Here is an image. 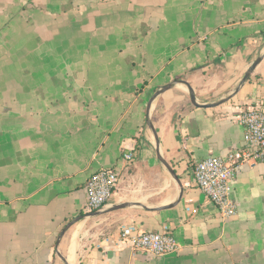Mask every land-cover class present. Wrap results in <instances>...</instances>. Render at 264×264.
Here are the masks:
<instances>
[{
	"label": "crops",
	"instance_id": "obj_1",
	"mask_svg": "<svg viewBox=\"0 0 264 264\" xmlns=\"http://www.w3.org/2000/svg\"><path fill=\"white\" fill-rule=\"evenodd\" d=\"M263 54L264 0H0V264H264V160L239 167L228 219L194 179L243 147L233 116L264 108V57L240 81ZM181 81L199 104L232 97L195 107ZM105 168L120 182L92 216L85 183ZM124 227L178 249L145 256Z\"/></svg>",
	"mask_w": 264,
	"mask_h": 264
},
{
	"label": "built area",
	"instance_id": "obj_2",
	"mask_svg": "<svg viewBox=\"0 0 264 264\" xmlns=\"http://www.w3.org/2000/svg\"><path fill=\"white\" fill-rule=\"evenodd\" d=\"M243 127V147L232 148L223 156H209L194 164L196 187L216 206L223 218L236 213V202L231 198V183L239 167L250 160H264V108L259 103L248 104L233 116ZM126 161L132 152L123 154ZM120 182L116 168H105L91 175L85 183L84 211L101 210L115 194ZM120 244L145 256L155 257L176 252L178 245L170 232L121 229Z\"/></svg>",
	"mask_w": 264,
	"mask_h": 264
},
{
	"label": "water",
	"instance_id": "obj_3",
	"mask_svg": "<svg viewBox=\"0 0 264 264\" xmlns=\"http://www.w3.org/2000/svg\"><path fill=\"white\" fill-rule=\"evenodd\" d=\"M264 57V54L262 56H259L258 58H256L254 60V62L248 67V69L246 70L244 76L242 77L241 81H240V85L243 84L245 81H247L251 75V73L253 72V70L255 69V67L259 64V62L262 60V58ZM182 83H185L186 87H187V90H188V94H189V99H190V102L193 106L195 107H203V108H207V107H216V106H219L225 102H227L231 97V96H228L226 98H223L221 100H218L216 102H212V103H204V104H199L197 101H196V98H195V95H194V91L192 89V87L186 83V82H183L181 81ZM172 86V83H169V84H166L164 86H162L160 89H158L154 94L153 96L150 98L149 102H148V105H147V110L146 112L149 110L150 108V104L152 102V100L158 96L159 94H162L164 93L165 91H167L168 89H170ZM238 90V88H236L234 91L236 92ZM149 126L151 127L152 131H153V134H154V137L157 141V137H156V132L152 126L151 123H148ZM162 160V159H161ZM163 162V161H162ZM164 163V162H163ZM165 164V167L166 169L170 172V174H172V176L175 178V180H177L179 182V178L178 176L175 174V171L167 164V163H164ZM126 206L125 204L124 205H117V206H114L112 208H110L108 211H113V210H116V209H119V208H122ZM102 213V211H94V212H90V215L92 216H96V215H100ZM80 220H82V216L80 217H77L73 220H71L70 222H68L64 228L61 230L59 236H58V239H57V244L59 243L60 239L63 237V235L72 227L74 226L77 222H79Z\"/></svg>",
	"mask_w": 264,
	"mask_h": 264
}]
</instances>
